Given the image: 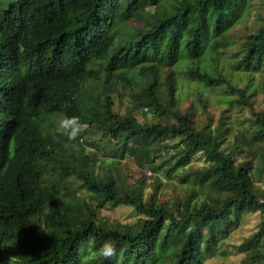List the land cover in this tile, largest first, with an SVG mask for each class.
I'll return each instance as SVG.
<instances>
[{"label":"trees","instance_id":"trees-1","mask_svg":"<svg viewBox=\"0 0 264 264\" xmlns=\"http://www.w3.org/2000/svg\"><path fill=\"white\" fill-rule=\"evenodd\" d=\"M161 1L0 0V264H81L105 240L116 256L87 264H204L257 211L236 264H264V97L258 108L253 84L264 77V13L239 41L233 27L252 0ZM137 17L143 24L129 27ZM185 66L202 88L223 91L224 107L181 90ZM122 92L125 113L115 108ZM58 112L109 136L116 157L139 145L145 167L186 194L159 199L160 183L148 194L144 174L122 177L121 159L97 160L45 129ZM198 153L206 162L193 166ZM107 203L142 216L107 219Z\"/></svg>","mask_w":264,"mask_h":264},{"label":"rangeland","instance_id":"rangeland-1","mask_svg":"<svg viewBox=\"0 0 264 264\" xmlns=\"http://www.w3.org/2000/svg\"><path fill=\"white\" fill-rule=\"evenodd\" d=\"M175 0H162L161 3H166V5H171ZM251 4V11L249 14L243 15L240 20L234 25L233 34L235 38L239 41L242 39V35L244 31H249L255 29L259 25V13H264V0H252L249 1ZM261 5V7H260ZM158 7V6H157ZM263 7V8H262ZM146 9L150 11L155 10V6H149ZM129 27L134 28L135 26H141L143 24V19L140 17L130 19ZM129 30L128 27H126ZM236 43L229 46L227 52L221 56V62L227 64L228 55L234 54L236 50ZM177 69V67L175 66ZM185 67L178 68V72H176V76L179 77L180 87L184 93L189 95H193L194 98L197 97L198 90L203 91V95L208 96L210 106L214 107V110H219L224 107L223 103L224 94L220 89L207 90L199 86V82L191 80L188 78L187 73L185 71ZM238 73L234 74V78H237ZM263 78V79H262ZM256 86L254 92V103L258 108L263 106L262 99L264 97V77H261L259 74H255V78L253 81ZM243 85V83H242ZM130 104L129 98L126 97L125 93L122 92L120 97L116 102L115 108L121 113H125L127 111V106ZM250 111L249 108L244 110V114H248ZM231 114V117H234V114L239 113L240 118L242 117V110L238 111L236 106L232 107L231 111H228ZM141 111H136V114L139 116L140 120H144L145 115L141 114ZM62 114L52 115L44 121V127L53 131L56 130L58 121L63 118ZM84 126L85 133L80 139L81 146L85 149L87 153L96 155L97 160L106 159L107 161H111L114 158L121 159L117 161L115 165L118 170L121 172L122 177L126 175L128 182H132V178H139L140 175L144 174L147 186V193L150 194L155 190V185L159 184L157 189V195L159 199H175L177 195H185L186 190L185 185H182L177 178L170 179L163 176L160 171L151 170L149 167H145V164L138 159L141 156V148L137 144H132L129 151L125 152L123 158L116 157V153H118V146L116 143L109 138V136L102 134L101 132L97 133L94 130H87L86 126ZM79 146V145H78ZM242 158V156H240ZM206 162V156L204 154L198 153L196 159L193 160V166L203 165ZM144 166V167H143ZM257 183L262 186V182L264 181V173L262 174V179L256 178ZM83 195V198L87 199L89 196V192L85 189H82L78 192ZM88 202H92L95 204V201L90 198ZM102 213L106 216L107 219L110 220H118L121 223H133L138 218L142 216V214L136 213L133 208L126 204L119 205H111L107 203L101 209ZM261 220V213L251 212L245 215L242 220L239 222L237 226H235L229 236L225 239L223 244L222 253L219 249L215 251L214 254L210 255L204 264H236L239 263L244 257L245 253L236 248L235 245L239 244L246 236L253 234L258 229V224Z\"/></svg>","mask_w":264,"mask_h":264},{"label":"clouds","instance_id":"clouds-1","mask_svg":"<svg viewBox=\"0 0 264 264\" xmlns=\"http://www.w3.org/2000/svg\"><path fill=\"white\" fill-rule=\"evenodd\" d=\"M62 114L64 117L61 118L56 127V132L59 135H62L67 138L70 142H75L80 144L81 133L85 130L84 126L87 127V124H82L80 117L78 116H65L62 112L50 114L42 119L41 125L44 127V121L52 115ZM45 128V127H44ZM47 129V128H45ZM116 246L115 243L111 240H105L98 249H93L87 258H81V264H87L88 259H97L103 258L104 260H110L116 256Z\"/></svg>","mask_w":264,"mask_h":264}]
</instances>
